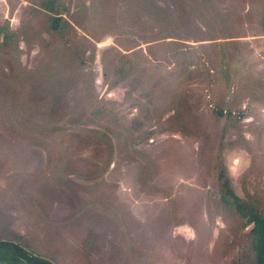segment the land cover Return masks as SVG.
Returning <instances> with one entry per match:
<instances>
[{"label": "rangeland", "instance_id": "obj_1", "mask_svg": "<svg viewBox=\"0 0 264 264\" xmlns=\"http://www.w3.org/2000/svg\"><path fill=\"white\" fill-rule=\"evenodd\" d=\"M237 201L264 214V0H0V240L256 264Z\"/></svg>", "mask_w": 264, "mask_h": 264}, {"label": "trees", "instance_id": "obj_2", "mask_svg": "<svg viewBox=\"0 0 264 264\" xmlns=\"http://www.w3.org/2000/svg\"><path fill=\"white\" fill-rule=\"evenodd\" d=\"M236 200L239 199L236 195ZM236 207L239 211L243 212L248 219L254 223L253 231L257 235L256 242V264H264V214L250 211H245L244 205L240 202H236ZM0 263L6 264H55L50 259L36 255L26 250L20 244L8 241L0 240Z\"/></svg>", "mask_w": 264, "mask_h": 264}]
</instances>
